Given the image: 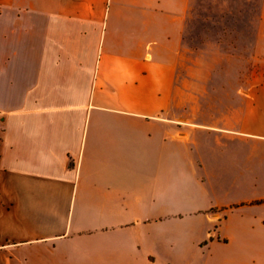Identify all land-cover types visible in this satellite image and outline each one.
<instances>
[{
  "label": "crops",
  "instance_id": "crops-1",
  "mask_svg": "<svg viewBox=\"0 0 264 264\" xmlns=\"http://www.w3.org/2000/svg\"><path fill=\"white\" fill-rule=\"evenodd\" d=\"M193 3L0 0V264H264V80Z\"/></svg>",
  "mask_w": 264,
  "mask_h": 264
},
{
  "label": "rangeland",
  "instance_id": "rangeland-1",
  "mask_svg": "<svg viewBox=\"0 0 264 264\" xmlns=\"http://www.w3.org/2000/svg\"><path fill=\"white\" fill-rule=\"evenodd\" d=\"M263 36V0H194L185 30L191 48L217 62L223 91L236 86L239 97L264 80Z\"/></svg>",
  "mask_w": 264,
  "mask_h": 264
}]
</instances>
